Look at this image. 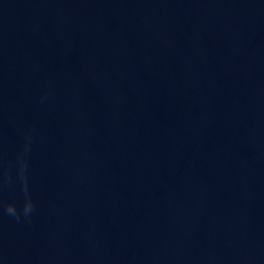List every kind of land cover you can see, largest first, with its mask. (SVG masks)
<instances>
[{
	"label": "water",
	"instance_id": "95a60500",
	"mask_svg": "<svg viewBox=\"0 0 264 264\" xmlns=\"http://www.w3.org/2000/svg\"><path fill=\"white\" fill-rule=\"evenodd\" d=\"M0 264H264V0H0Z\"/></svg>",
	"mask_w": 264,
	"mask_h": 264
},
{
	"label": "clouds",
	"instance_id": "9594fccd",
	"mask_svg": "<svg viewBox=\"0 0 264 264\" xmlns=\"http://www.w3.org/2000/svg\"><path fill=\"white\" fill-rule=\"evenodd\" d=\"M33 205H32V202L31 200H27L26 203L24 204V212L25 213H28L29 211H31ZM6 211L9 213V214H15L16 213V207L14 204L12 203H8L6 205Z\"/></svg>",
	"mask_w": 264,
	"mask_h": 264
}]
</instances>
